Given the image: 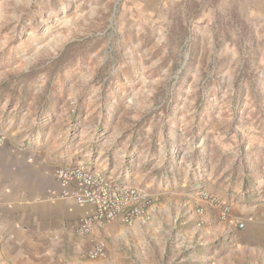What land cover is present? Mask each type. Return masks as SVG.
Wrapping results in <instances>:
<instances>
[{
  "label": "rangeland",
  "instance_id": "1",
  "mask_svg": "<svg viewBox=\"0 0 264 264\" xmlns=\"http://www.w3.org/2000/svg\"><path fill=\"white\" fill-rule=\"evenodd\" d=\"M0 135L153 198L40 264H264V0H0Z\"/></svg>",
  "mask_w": 264,
  "mask_h": 264
},
{
  "label": "crops",
  "instance_id": "2",
  "mask_svg": "<svg viewBox=\"0 0 264 264\" xmlns=\"http://www.w3.org/2000/svg\"><path fill=\"white\" fill-rule=\"evenodd\" d=\"M39 153L0 145V264H40L36 252L51 243L73 208H83L81 217L93 210L66 196L71 188L58 178L56 164L43 163Z\"/></svg>",
  "mask_w": 264,
  "mask_h": 264
},
{
  "label": "built area",
  "instance_id": "3",
  "mask_svg": "<svg viewBox=\"0 0 264 264\" xmlns=\"http://www.w3.org/2000/svg\"><path fill=\"white\" fill-rule=\"evenodd\" d=\"M5 137L0 135V145ZM58 178L71 188L66 194L79 206L91 205L77 224L82 235H89L95 223L102 224L119 220L131 225L138 219H147L153 201L146 191L129 185L120 184L99 170L86 168L82 163L63 166L57 171ZM65 193V192H64ZM239 227L243 224L239 223ZM90 258L106 256V246L102 239H93L86 248Z\"/></svg>",
  "mask_w": 264,
  "mask_h": 264
},
{
  "label": "trees",
  "instance_id": "4",
  "mask_svg": "<svg viewBox=\"0 0 264 264\" xmlns=\"http://www.w3.org/2000/svg\"><path fill=\"white\" fill-rule=\"evenodd\" d=\"M43 112H44V110H43ZM154 156H156V155H154ZM243 172H245L246 171V168L245 167H243V170H242ZM256 173V172H255ZM257 175V174H256ZM240 180H241V189H242V191L244 192H246V190H252V188H253V183L254 182H250L249 180H248V178L246 177V175L245 174H241V176H240ZM263 189H264V186L263 187H260L259 189H256V192H254V193H251V194H254V195H260L261 193H262V191H263ZM246 194V195H245ZM245 194H242V195H240L239 197H238V199L239 200H241V202H246L248 199H252V198H255V196H253L252 195V198L250 197V195L248 196L247 194L248 193H245ZM250 194V193H249ZM264 199V198H263Z\"/></svg>",
  "mask_w": 264,
  "mask_h": 264
},
{
  "label": "water",
  "instance_id": "5",
  "mask_svg": "<svg viewBox=\"0 0 264 264\" xmlns=\"http://www.w3.org/2000/svg\"><path fill=\"white\" fill-rule=\"evenodd\" d=\"M187 57V55H185V58Z\"/></svg>",
  "mask_w": 264,
  "mask_h": 264
}]
</instances>
